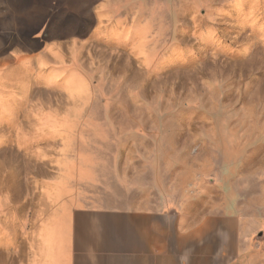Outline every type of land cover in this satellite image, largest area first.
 I'll return each instance as SVG.
<instances>
[{"label": "rangeland", "instance_id": "374dc122", "mask_svg": "<svg viewBox=\"0 0 264 264\" xmlns=\"http://www.w3.org/2000/svg\"><path fill=\"white\" fill-rule=\"evenodd\" d=\"M106 6V37L62 46L44 81L31 76L41 130L13 137L14 160H39L79 203L231 201L245 244L234 264H264V0Z\"/></svg>", "mask_w": 264, "mask_h": 264}, {"label": "crops", "instance_id": "0c3cea01", "mask_svg": "<svg viewBox=\"0 0 264 264\" xmlns=\"http://www.w3.org/2000/svg\"><path fill=\"white\" fill-rule=\"evenodd\" d=\"M106 3L0 0V135L12 137L0 142V264H234L245 244L231 201L201 211L79 203L47 185L39 160H14L13 137L41 130L30 111L31 76L44 81L62 46L106 37Z\"/></svg>", "mask_w": 264, "mask_h": 264}]
</instances>
